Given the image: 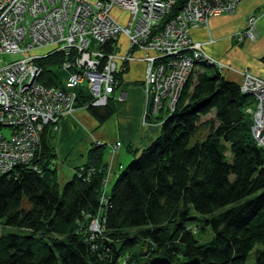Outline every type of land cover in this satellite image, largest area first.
Segmentation results:
<instances>
[{
    "label": "trees",
    "instance_id": "1",
    "mask_svg": "<svg viewBox=\"0 0 264 264\" xmlns=\"http://www.w3.org/2000/svg\"><path fill=\"white\" fill-rule=\"evenodd\" d=\"M184 3L176 0L172 13ZM66 58L38 59L39 82L58 86ZM197 66L174 110L158 116L154 140L140 151L128 147L133 159L110 191L105 144H93L86 163L59 185L52 133L43 131L33 161L40 173L21 166L0 177V264H148L154 257L245 264L251 253L253 264H264V152L247 113L254 100L240 82ZM89 104L79 89L77 109L86 105L99 123L114 112L109 102ZM97 217L100 231L92 233ZM209 231L201 243L199 233Z\"/></svg>",
    "mask_w": 264,
    "mask_h": 264
},
{
    "label": "built area",
    "instance_id": "2",
    "mask_svg": "<svg viewBox=\"0 0 264 264\" xmlns=\"http://www.w3.org/2000/svg\"><path fill=\"white\" fill-rule=\"evenodd\" d=\"M240 1L185 0L173 14L176 0H0V177L21 166L40 173L33 161L43 131L60 130V120L77 110L79 89L89 94L94 108L106 107L121 89L120 74L129 63L145 65L143 121L174 110L198 63L233 72L230 65L210 57L201 42L193 41L189 30L212 17L235 13ZM114 11L125 17H116ZM257 19L249 15L236 36L239 43L256 41ZM106 45L115 50L105 55ZM42 48L48 53L32 55ZM58 52L67 57L61 70L68 76L58 86H45L39 82L37 61ZM11 54L18 58L2 61V55ZM240 75L241 93L256 103L247 109L251 136L264 152V75L248 69ZM125 95L121 90L117 100ZM119 147L116 142L112 153ZM90 227L92 233L99 232V226Z\"/></svg>",
    "mask_w": 264,
    "mask_h": 264
},
{
    "label": "crops",
    "instance_id": "3",
    "mask_svg": "<svg viewBox=\"0 0 264 264\" xmlns=\"http://www.w3.org/2000/svg\"><path fill=\"white\" fill-rule=\"evenodd\" d=\"M250 13L260 15L256 23L258 38L254 42L239 43L236 36L242 31ZM189 35L193 41L203 44V49L210 57L234 69L233 72H222L227 80L239 83L240 74L245 69L255 75H264V63L261 62L264 56V0H241L235 13L212 17L206 24L190 28ZM144 70L143 62L127 64L124 73L120 74L121 89H117L109 101L114 112L104 123H99L88 110L82 108L60 120V130L52 133L51 139L56 153L54 167L59 185L68 181L74 170L86 163L87 152L93 144L99 142L106 145L107 156L104 161L108 165L109 184L120 165L119 156L125 155V151L128 153V147L138 151L144 149L157 136L161 124L158 118L160 114L143 121L146 107L142 87ZM201 70L197 66L194 71ZM59 76L62 77L61 83H64L68 74L62 71ZM121 90L126 94L125 99L118 101ZM116 142L122 146L112 153V146Z\"/></svg>",
    "mask_w": 264,
    "mask_h": 264
},
{
    "label": "rangeland",
    "instance_id": "4",
    "mask_svg": "<svg viewBox=\"0 0 264 264\" xmlns=\"http://www.w3.org/2000/svg\"><path fill=\"white\" fill-rule=\"evenodd\" d=\"M87 1H92V0H87ZM114 13V15H116V17H125V14H123V15H121L120 16V12L118 11H114L113 12ZM250 14H252V13H250ZM249 14V15H250ZM254 15H256V17L259 19L260 18V15L259 14H256V13H253ZM249 17V16H248ZM248 17H247V19H248ZM247 19H246V21H247ZM258 19H257V21H258ZM121 20H124L123 18L121 19ZM246 23V22H245ZM257 23V22H256ZM245 26V25H244ZM244 28V27H243ZM258 38V37H257ZM257 40V39H256ZM48 50L46 49V48H42V49H38V50H34L33 52H32V55H34V56H37V57H41V56H43V55H45L46 53H48L47 52ZM18 58V55H2L1 56V59H2V61L3 62H10V61H13V60H15V59H17ZM54 69H56V70H59V69H57V68H54ZM207 71H208V73H212L214 70L213 69H207ZM222 73V72H221ZM255 75V74H254ZM259 76V75H258ZM240 82V81H239ZM91 107H93L91 104H89ZM82 107V109H85V110H88L87 108H86V105H82L81 106ZM256 107V103L253 101L252 102V105L250 106V108H252V109H254ZM162 113V112H161ZM161 113H159V114H161ZM164 114V113H163ZM165 115V114H164ZM211 116L212 115H209L208 117H206V118H204V120L205 119H207V118H211ZM3 132L4 133H6V134H8V132H9V130L8 129H4L3 130ZM122 146V145H121ZM132 149H134V148H132ZM125 150V149H124ZM122 151H123V149H122ZM107 156V153L105 154V157ZM120 158H121V162L119 163L120 165H119V167H117V170H116V176L114 177V179L108 184V191H110V189H111V187H112V184L114 183V181H115V179H116V177L125 169L124 167H126V165H128V163H130V161L133 159V153L132 152H129L128 151V153L125 151V155L124 154H121L120 156H119ZM113 182V183H112ZM98 220H99V218L97 217L96 219H93L92 220V222H91V225L93 226V225H96L97 226V228H98V226H99V222H98ZM97 222V223H96ZM91 228V227H90ZM99 231H100V226H99ZM91 232V231H90ZM211 235H212V232H206V233H202V232H200L199 233V235H198V240L202 243V242H205V241H207L208 239H210V237H211ZM253 261H254V259H253V254L251 253V256L247 259V261H246V263L245 264H253ZM175 264V263H174Z\"/></svg>",
    "mask_w": 264,
    "mask_h": 264
},
{
    "label": "water",
    "instance_id": "5",
    "mask_svg": "<svg viewBox=\"0 0 264 264\" xmlns=\"http://www.w3.org/2000/svg\"><path fill=\"white\" fill-rule=\"evenodd\" d=\"M148 264H174L171 261H169L167 258L164 257H154L152 258ZM175 264H199V261L197 259H191L189 261L184 262H178Z\"/></svg>",
    "mask_w": 264,
    "mask_h": 264
}]
</instances>
